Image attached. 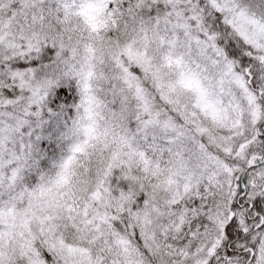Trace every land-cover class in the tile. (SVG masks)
<instances>
[{"label": "snow or ice", "instance_id": "snow-or-ice-1", "mask_svg": "<svg viewBox=\"0 0 264 264\" xmlns=\"http://www.w3.org/2000/svg\"><path fill=\"white\" fill-rule=\"evenodd\" d=\"M0 264H264V0H0Z\"/></svg>", "mask_w": 264, "mask_h": 264}]
</instances>
